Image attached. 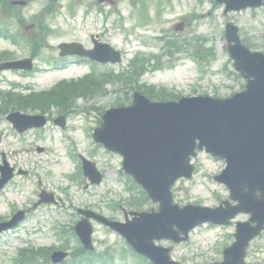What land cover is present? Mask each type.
I'll return each mask as SVG.
<instances>
[{
	"label": "rangeland",
	"instance_id": "rangeland-1",
	"mask_svg": "<svg viewBox=\"0 0 264 264\" xmlns=\"http://www.w3.org/2000/svg\"><path fill=\"white\" fill-rule=\"evenodd\" d=\"M2 1L6 2V0ZM27 1V7L22 9L18 7L20 10L16 9L7 15L20 14L30 20V23L26 24H32L31 18L34 19L36 15L41 14L45 0L30 2L31 4L29 0ZM71 1L73 0H61L64 8L60 9L58 13L60 16L49 19L51 25L53 23L60 25L62 30L52 38L53 46L59 41L82 36L91 29H101V15L98 10L105 8V5L99 0H80L82 3L74 8L76 15L79 16L76 23L68 17L67 5ZM170 1L164 4L166 0H150L148 2L151 10L142 5L140 9L142 24L150 21L153 23L146 28L136 26L134 34L131 29L137 22L129 19L124 23L126 30L124 32L117 30L114 23L115 16H111L104 25V30L109 34L111 41L127 51V56L118 73L131 71L129 62L136 55H142L145 59H150L151 55H161L160 67L152 69L156 60H151L149 65L151 70L141 75L139 81H132L128 85L125 83L108 84L105 89L97 91V94H90L84 99L78 98L71 110L73 114L69 128L64 132L53 127L52 124L47 129L31 131L20 136L14 132L5 115L0 117V164L4 156L8 164L16 168V172L27 173V175L16 173L14 179L0 193V219L9 218L14 210L29 209L38 200L43 189L53 192L58 199L57 205H42L31 213L29 219L17 231L1 238L0 264H13L18 250L23 247L57 248L64 244L73 250L77 245L76 240L67 239L65 236L60 237L57 234L62 228L71 230L75 226L79 220L78 208L93 210L113 220H124L121 207L129 209L126 203L137 192L127 191V179L122 172V157L109 153L100 146H94L89 137V132L91 134L89 128L92 129L99 124L102 117L97 109L105 111L118 107L121 103L130 105L131 96L136 91L133 87L137 86L143 88L153 86L156 91L164 88L165 98L171 100L177 96L194 95L227 98L241 91L245 86V80L233 74L236 72L225 46V25L228 21L234 22L240 28L241 38L245 45H251L249 48L253 51L264 52V9L230 13L226 16L223 6L206 0ZM162 3L164 5L160 7ZM119 6L121 9H126L127 13H132L134 9L129 0ZM158 8H160V13L156 12ZM87 11H89L88 14L85 13ZM151 12L153 15L159 13L162 19L159 16L153 18ZM2 14H5V6L1 2L0 15ZM93 18L100 20L98 27L91 24ZM37 20L39 21L38 18ZM182 23H184L183 29L176 30V26ZM157 37H160L162 41L155 39ZM198 37L206 40L205 46L214 51L215 61L208 64L207 69L201 66V63L191 59ZM167 41L178 42L180 50L170 48L172 54L167 53L168 48L164 46ZM5 46H9L8 42L0 39V47ZM15 54L25 56L22 50ZM42 55L46 57L56 55V53L44 51ZM189 59L192 60L191 63ZM85 72V68L69 65L63 70H50L30 76L22 82L24 86L31 87L33 91H44L59 83L64 74L67 75L63 78L76 80L81 79ZM53 74L60 76L54 79L51 78ZM13 78V82L20 81L17 76ZM6 91L29 94V91L12 85H6ZM92 106L97 109L90 110ZM58 112L59 108L53 107L50 113L58 116ZM75 124L79 126H74ZM71 135H75V139ZM37 147H43L46 151L38 153ZM78 155L95 162L105 173V179L101 185L86 187L87 181L79 173L80 161L74 160V157ZM66 160L70 163L68 164ZM195 163L198 170L194 178L180 181L174 187L175 202L181 205H215L217 199L227 195L226 189L213 181V176L222 169L223 163L205 153H201ZM76 173L78 174L77 179L70 180L69 178L76 176ZM115 205L116 210L112 208ZM151 208H154V205L150 202L146 203L143 209L150 210ZM238 220H244V218L239 217ZM93 225V241L96 251L101 254L108 250L113 255V262L110 264H134L136 262L123 238L102 225L97 223ZM234 231V227L202 226L191 234L187 244L172 247V258L181 264H213L221 261L224 248L233 243ZM65 241H68V244ZM160 244L167 247L172 246L168 242ZM249 250L248 264H264V237L251 244ZM126 256V261H121ZM72 263L73 261H69L68 264ZM96 264L99 263L96 261Z\"/></svg>",
	"mask_w": 264,
	"mask_h": 264
},
{
	"label": "water",
	"instance_id": "water-1",
	"mask_svg": "<svg viewBox=\"0 0 264 264\" xmlns=\"http://www.w3.org/2000/svg\"><path fill=\"white\" fill-rule=\"evenodd\" d=\"M217 1L225 3L227 11L255 8L264 2ZM227 39L229 43H235L230 47V52L236 60L237 69L248 79H253L249 81L246 92L226 101L189 99L179 104L167 105L138 102L135 107L106 115L105 129L96 134L99 141L125 156L128 173L133 174L147 188L154 201L161 203V213L137 215L127 225L109 224L104 220L123 234L136 251L148 256L155 264H173L168 259L169 251L156 247L153 241H180L177 232L173 230L174 226H179L187 235L196 225L223 219L214 213L215 217L209 209L188 207L181 211L172 206L170 188L177 179L190 177L192 169L189 158L196 149V140L200 141L201 150L206 148L209 153L226 159L229 168L223 180L230 187L235 176L237 182L246 183L248 187L257 185L256 188L264 190V55L251 54L245 49L240 44L235 27L228 26ZM27 122L26 126L21 124L25 129L44 125L42 118L28 119ZM0 171L4 175L0 180L1 190L12 174L7 168H0ZM236 197L243 199L240 195ZM253 197L250 196V201ZM251 202L260 204L254 200ZM249 211L254 213V220L259 226L248 236L240 238L237 247L241 249L264 225V212L258 211L255 205ZM21 216L22 214L18 218ZM12 226L13 223L0 225V233ZM78 232L85 245L90 248L87 233H91V228L82 224ZM65 257L64 253H56L53 260L59 263ZM231 258L232 252L227 255V264H242L241 258L237 262L229 261Z\"/></svg>",
	"mask_w": 264,
	"mask_h": 264
},
{
	"label": "flooded vegetation",
	"instance_id": "flooded-vegetation-1",
	"mask_svg": "<svg viewBox=\"0 0 264 264\" xmlns=\"http://www.w3.org/2000/svg\"><path fill=\"white\" fill-rule=\"evenodd\" d=\"M76 42L82 43L85 46V48L88 50H93L96 47V45L102 44L104 42V39L100 35H95V36L90 35L85 41L76 40ZM73 57H74V59H76V62L77 61L86 62L92 68H104V67L110 66V64L101 65L100 63L93 62L89 59L80 58V57H76V56H73ZM5 58H7V55L0 54V59H5ZM1 61H5V60H1ZM104 75H105V73L103 72V77H104ZM0 79L2 81H5L4 77H2L1 75H0Z\"/></svg>",
	"mask_w": 264,
	"mask_h": 264
},
{
	"label": "trees",
	"instance_id": "trees-1",
	"mask_svg": "<svg viewBox=\"0 0 264 264\" xmlns=\"http://www.w3.org/2000/svg\"><path fill=\"white\" fill-rule=\"evenodd\" d=\"M33 99H34V97H32V98H30V99H27L26 102H27V103H32V102H34ZM21 103H24V102L21 101ZM28 256H29V259L33 261L34 258H35V256H36V253H35L34 251H31V252L28 254ZM30 263H32V262H30Z\"/></svg>",
	"mask_w": 264,
	"mask_h": 264
},
{
	"label": "bare ground",
	"instance_id": "bare-ground-1",
	"mask_svg": "<svg viewBox=\"0 0 264 264\" xmlns=\"http://www.w3.org/2000/svg\"><path fill=\"white\" fill-rule=\"evenodd\" d=\"M56 77H57V75H51V78H54L55 79Z\"/></svg>",
	"mask_w": 264,
	"mask_h": 264
}]
</instances>
